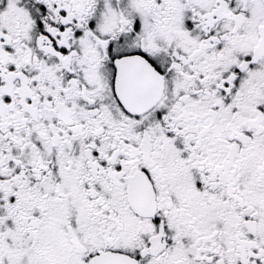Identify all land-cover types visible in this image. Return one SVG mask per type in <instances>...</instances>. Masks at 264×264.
I'll list each match as a JSON object with an SVG mask.
<instances>
[{
	"label": "snow or ice",
	"instance_id": "obj_1",
	"mask_svg": "<svg viewBox=\"0 0 264 264\" xmlns=\"http://www.w3.org/2000/svg\"><path fill=\"white\" fill-rule=\"evenodd\" d=\"M0 264H264V0H0Z\"/></svg>",
	"mask_w": 264,
	"mask_h": 264
}]
</instances>
